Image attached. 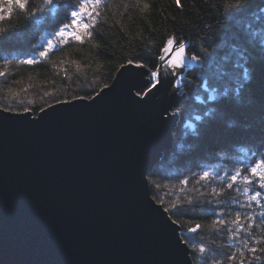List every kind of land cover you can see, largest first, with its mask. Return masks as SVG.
Wrapping results in <instances>:
<instances>
[{
    "label": "water",
    "instance_id": "obj_1",
    "mask_svg": "<svg viewBox=\"0 0 264 264\" xmlns=\"http://www.w3.org/2000/svg\"><path fill=\"white\" fill-rule=\"evenodd\" d=\"M130 83L39 123L0 113V264H182L141 177L177 122L162 129Z\"/></svg>",
    "mask_w": 264,
    "mask_h": 264
},
{
    "label": "snow or ice",
    "instance_id": "obj_2",
    "mask_svg": "<svg viewBox=\"0 0 264 264\" xmlns=\"http://www.w3.org/2000/svg\"><path fill=\"white\" fill-rule=\"evenodd\" d=\"M176 2L179 5V0ZM103 4L104 0H40L39 3L37 0H0V24L5 19L10 21L12 12L16 10L25 17L26 29L45 24L54 29L48 33L49 38L41 37L43 42L39 46L31 45L32 48H39L38 53L33 52L17 61L21 65H37L42 60L50 59L51 53L61 50L65 45L73 41L83 44L91 38V29L96 27L99 9ZM211 7L223 22L220 31L214 34L207 46L200 48L199 55L193 53L189 59L186 49L191 41H186L183 36L168 35L154 56V63H146L134 55L115 69L118 76L114 85L104 84L99 89L92 87L69 99L56 97L54 103L41 107L37 116H32L29 122L39 123L52 112L71 108L77 102L91 106L113 92L122 81H131L127 88L129 101L147 109L162 129L170 122L174 126L176 122L182 123L185 116L191 117L194 108L199 109L200 115L195 116V121L199 123L185 125L195 138L193 150L206 152L209 156H220L226 146L203 143L208 129L213 125L222 130L234 129L239 124L243 130V125L252 119L257 107L262 117L259 139L261 147H264V97L256 96L252 88L254 72L248 68L254 56H264V29L261 31L262 38L257 39L256 32L252 30L253 25L243 23L249 15L257 23L264 21V8L253 10L252 0H216ZM17 34L14 27H0V46L13 41ZM233 55L236 60L230 67ZM193 62L203 71L189 78L183 72ZM4 63L11 62L5 60ZM72 63L79 73L82 70L80 64L77 61ZM232 68H241L243 72L236 73ZM0 77L7 79V71H0ZM210 79L226 82V86L211 87L212 94L205 98L203 94L209 92ZM15 82L20 83L19 80ZM182 82H187L190 92L181 88ZM8 92L15 96L11 88ZM177 95L186 100L199 101V104L189 102L180 108L172 102ZM19 103L23 104V101ZM32 112V107H0V113H11L8 116L15 118H23ZM169 148L175 152V139L171 134ZM182 155L187 157L190 153ZM157 175L159 173L151 166L141 172L144 195L151 207L157 206L153 209L163 215L164 223L172 226L175 245L183 257L182 264H256L264 259V238L255 235V229L264 225V159L254 160L246 171L237 168L235 172H225L222 176L214 171L193 172V178H198L192 188L187 187L189 178L186 177L180 180L179 185H173L175 192L164 194L158 191L161 184L153 178ZM215 180H219L223 187L219 190L211 187L208 191L209 185ZM241 181L247 185L242 192L239 187ZM201 187L205 191H200ZM225 189L235 191L245 199H222ZM179 193H185L183 198H179ZM173 195L178 198H166ZM204 203L211 206L201 207ZM229 204L245 211H236L234 218L226 219L225 209ZM198 212L205 215H196ZM256 220L260 223L256 224ZM224 234L228 238L227 250L218 243V238Z\"/></svg>",
    "mask_w": 264,
    "mask_h": 264
},
{
    "label": "trees",
    "instance_id": "obj_3",
    "mask_svg": "<svg viewBox=\"0 0 264 264\" xmlns=\"http://www.w3.org/2000/svg\"><path fill=\"white\" fill-rule=\"evenodd\" d=\"M39 2L40 0H37V3ZM214 3L216 0H179V5L176 0H104L103 7L99 9L100 16L97 18L96 27L91 29L93 32L91 38L83 44L73 41L61 50L51 53L50 59L42 60L37 65H21L17 61L33 52L38 53L39 48H32L31 45L39 46L43 42L41 37L49 38L48 33L54 29L47 24L26 29L25 17L14 10L11 20L5 19L0 24V27L4 28L14 27L18 32L13 41L0 46V71L6 70L8 73L7 79L0 77V107L12 106L17 109L32 107L31 114L36 116L41 107L54 103L56 97L69 99L73 95L83 94V90L92 87L99 89L104 84L110 85L117 74L115 69L126 59L135 55L146 63H154L155 54L166 36L171 34L177 37L183 36L186 41H191L186 49V56L189 59L193 53L199 55L200 48L207 46L214 34L220 31L223 22L212 10L211 6ZM252 8L253 10L264 8V0H252ZM4 15L8 14L4 13ZM243 23H251L257 39L262 38L264 21L257 23L249 15ZM5 60L11 63L5 64ZM235 60L236 56L233 55L230 67ZM73 61L80 64L82 70L79 73ZM248 68L254 72L252 88L256 96L264 97V56H254ZM202 71L195 62V66L187 68L184 75L192 78L200 75ZM232 71L242 73L243 69L232 68ZM16 80L20 83L17 84ZM223 86H226V82L210 79L209 92L203 94L204 97L212 94L211 87ZM9 88L15 96L8 92ZM182 89L190 92L187 82ZM176 98L179 99L180 108L185 107L189 102L199 104V101L186 100L179 95ZM19 101H23V104ZM197 115H200V111L194 108L191 117L185 116L182 123L177 122L173 132L175 152L165 151L154 167L159 175L153 178L161 184L158 189L161 194L175 192L173 185H179L180 180L186 177L189 178L187 187L192 188L195 179L198 178H193V172L214 171L222 176L225 172H235L237 168L246 171L247 166L254 160L264 159V147H261L259 139L262 119L259 107L253 113L252 119L243 125V130L239 124L234 129L222 130L215 125L208 129L203 139L205 145L219 143L226 146L218 157L193 150L195 138L185 125L199 123L195 121ZM218 150L213 149V151ZM186 152L190 155L184 157L182 154ZM195 186L200 187V185ZM211 187L219 190L223 185L219 180H215L209 185L208 191ZM239 187L242 192L247 185L241 181ZM200 191L203 192L205 189L201 187ZM184 195L185 193H179V198H183ZM166 198L175 200L178 197L173 195ZM221 198L245 199L239 193L227 189ZM200 206L211 205L204 203ZM217 210H219L218 206ZM236 211L245 210L229 204L225 209V218H234ZM256 211L259 212V209ZM196 215L205 214L198 212ZM211 218L213 217H209ZM259 223L260 221L256 220V224ZM255 235L264 238V225L255 229ZM218 243L223 244L227 250V234L218 238ZM256 264H264V259L257 261Z\"/></svg>",
    "mask_w": 264,
    "mask_h": 264
},
{
    "label": "rangeland",
    "instance_id": "obj_4",
    "mask_svg": "<svg viewBox=\"0 0 264 264\" xmlns=\"http://www.w3.org/2000/svg\"><path fill=\"white\" fill-rule=\"evenodd\" d=\"M192 67H193V66H189V67H187V68H192ZM187 68L184 69V74H185V71H186ZM184 84H185V83H184ZM184 84H181V86L183 87Z\"/></svg>",
    "mask_w": 264,
    "mask_h": 264
}]
</instances>
